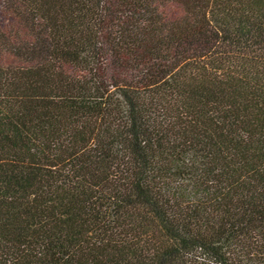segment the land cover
Returning <instances> with one entry per match:
<instances>
[{"label": "trees", "instance_id": "1", "mask_svg": "<svg viewBox=\"0 0 264 264\" xmlns=\"http://www.w3.org/2000/svg\"><path fill=\"white\" fill-rule=\"evenodd\" d=\"M0 264H264V0H0Z\"/></svg>", "mask_w": 264, "mask_h": 264}]
</instances>
